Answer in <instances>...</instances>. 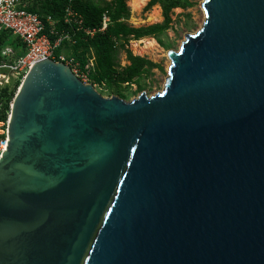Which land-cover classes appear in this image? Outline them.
Returning a JSON list of instances; mask_svg holds the SVG:
<instances>
[{
    "label": "water",
    "instance_id": "obj_1",
    "mask_svg": "<svg viewBox=\"0 0 264 264\" xmlns=\"http://www.w3.org/2000/svg\"><path fill=\"white\" fill-rule=\"evenodd\" d=\"M160 94L40 62L0 157V264H264V0H204Z\"/></svg>",
    "mask_w": 264,
    "mask_h": 264
},
{
    "label": "trees",
    "instance_id": "obj_2",
    "mask_svg": "<svg viewBox=\"0 0 264 264\" xmlns=\"http://www.w3.org/2000/svg\"><path fill=\"white\" fill-rule=\"evenodd\" d=\"M23 9L29 13L37 14L40 18L51 17L56 22V30L60 33L69 30L63 25V13L69 4L68 0H24ZM73 10L81 16L82 26L85 29H98L101 18L106 13L110 19V24L103 33H96L89 38L76 33L72 36L73 45L63 42L56 51V55L68 52L69 57L84 65L89 59H93L94 66L90 80L95 85L105 87L115 86L120 88L125 84H132L134 79H139L147 70L154 65L142 58L134 57L125 49L130 41H139L146 38L156 37L169 29L171 20L170 14L175 9H186L190 7L185 0H150L147 8L158 5L161 8L163 22L148 27L132 28L126 24L129 18V10L124 0H110L108 3L100 4L92 0H72ZM14 46L15 40L9 33H0V51L5 46ZM119 50H125L128 66L119 69L117 54ZM65 51V52H64ZM138 90H141L139 86ZM16 93V86L12 90L4 89L0 94V103L3 104L5 112L8 105ZM124 99V96H120ZM5 117V114L4 116Z\"/></svg>",
    "mask_w": 264,
    "mask_h": 264
},
{
    "label": "built area",
    "instance_id": "obj_3",
    "mask_svg": "<svg viewBox=\"0 0 264 264\" xmlns=\"http://www.w3.org/2000/svg\"><path fill=\"white\" fill-rule=\"evenodd\" d=\"M68 1L63 13V25L69 27V30L59 33L56 22L51 17L40 18L37 14L25 11L24 0H0V33H9L15 40L14 46L7 45L0 51V94L4 89L10 91L16 86L15 97L28 72L34 65L46 60L64 64L82 84H91L95 89L96 85L90 80L94 66L92 58L81 65L64 53L56 55V51L63 42L73 45L72 36L76 33L89 38L96 33H103L110 24V19L104 13L98 29H85L81 16L72 8V0ZM14 97L7 112L0 103V157L8 144V124Z\"/></svg>",
    "mask_w": 264,
    "mask_h": 264
},
{
    "label": "rangeland",
    "instance_id": "obj_4",
    "mask_svg": "<svg viewBox=\"0 0 264 264\" xmlns=\"http://www.w3.org/2000/svg\"><path fill=\"white\" fill-rule=\"evenodd\" d=\"M93 2L104 4L110 0H92ZM148 0L144 6L138 10H133L129 7V0H124L126 7L129 10V18L126 24L132 28L148 27L156 24H162L163 17L161 8L155 5L147 8ZM189 3L190 7L186 9H175L170 14L171 24L168 30L158 35L156 39L150 38L154 41V45H149V49H145L143 53L138 55L132 52V43L138 41H130L125 49L130 52L134 57H139L151 62L154 67L147 70L139 79H134L132 84L122 85L119 89L115 86L105 87L104 85H96L95 91L97 94L104 98L110 99L112 97L119 98L124 102H130L136 99L141 94L149 98L154 95L160 94L168 79V71L170 61L168 54L170 52L177 53L180 49L182 42H184L187 35L195 34L204 22V12L202 4L204 0H185ZM204 15V16H203ZM149 39V38H146ZM147 44V43H146ZM145 45H139L141 49ZM125 50H119L117 54V63L120 69L129 65L126 60ZM65 52V51H64ZM68 55V52H65ZM141 86V90H138ZM124 96L122 99L120 96Z\"/></svg>",
    "mask_w": 264,
    "mask_h": 264
},
{
    "label": "bare ground",
    "instance_id": "obj_5",
    "mask_svg": "<svg viewBox=\"0 0 264 264\" xmlns=\"http://www.w3.org/2000/svg\"><path fill=\"white\" fill-rule=\"evenodd\" d=\"M148 0H129V7L133 10H138L140 9L142 6H144V4L147 2ZM204 16V15H203ZM132 44V52L135 55H138V53H143L145 51V49H149V45H154V41L152 39H142L139 40L138 42H131ZM147 43V44H146ZM139 45H145L143 48L139 49L138 46Z\"/></svg>",
    "mask_w": 264,
    "mask_h": 264
}]
</instances>
